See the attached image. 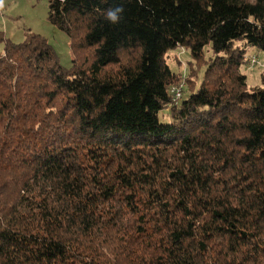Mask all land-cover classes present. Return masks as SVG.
<instances>
[{
	"label": "trees",
	"instance_id": "16d2710c",
	"mask_svg": "<svg viewBox=\"0 0 264 264\" xmlns=\"http://www.w3.org/2000/svg\"><path fill=\"white\" fill-rule=\"evenodd\" d=\"M48 1L72 64L0 53V264H264V0ZM179 46L205 71L173 104Z\"/></svg>",
	"mask_w": 264,
	"mask_h": 264
},
{
	"label": "rangeland",
	"instance_id": "374dc122",
	"mask_svg": "<svg viewBox=\"0 0 264 264\" xmlns=\"http://www.w3.org/2000/svg\"><path fill=\"white\" fill-rule=\"evenodd\" d=\"M49 10L48 0H0V53L4 51L6 39L23 42L28 33H38L48 39L57 52L60 62L65 66H70L74 57L70 36L51 23ZM235 44L236 46L246 45L244 40H237ZM204 51L206 59L214 57L211 44L207 45ZM253 58H256L254 63L251 61ZM166 60L172 70L182 77L176 86L182 85L183 97L188 96L186 78L193 66L200 68V63L198 64L192 56L189 48L180 46L169 51ZM204 71L205 66L201 65L197 79L199 83ZM242 71L247 75V85L250 91L260 86L264 76V50L256 46H247ZM161 119L169 120V111L163 110Z\"/></svg>",
	"mask_w": 264,
	"mask_h": 264
},
{
	"label": "clouds",
	"instance_id": "9594fccd",
	"mask_svg": "<svg viewBox=\"0 0 264 264\" xmlns=\"http://www.w3.org/2000/svg\"><path fill=\"white\" fill-rule=\"evenodd\" d=\"M124 9L122 7L110 8L106 11L105 18L112 24H118L123 15Z\"/></svg>",
	"mask_w": 264,
	"mask_h": 264
},
{
	"label": "built area",
	"instance_id": "2783aa9c",
	"mask_svg": "<svg viewBox=\"0 0 264 264\" xmlns=\"http://www.w3.org/2000/svg\"><path fill=\"white\" fill-rule=\"evenodd\" d=\"M246 60H248V58H246ZM251 61L254 63L256 61V58H253ZM183 90L184 89H183L182 85H179V86L174 85L170 89L173 104H178L182 100L183 92H184Z\"/></svg>",
	"mask_w": 264,
	"mask_h": 264
}]
</instances>
